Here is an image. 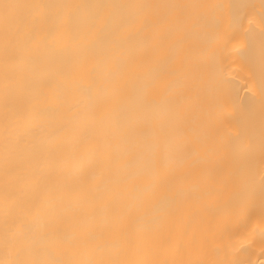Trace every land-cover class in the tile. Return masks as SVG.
Returning <instances> with one entry per match:
<instances>
[{
  "label": "bare ground",
  "instance_id": "bare-ground-1",
  "mask_svg": "<svg viewBox=\"0 0 264 264\" xmlns=\"http://www.w3.org/2000/svg\"><path fill=\"white\" fill-rule=\"evenodd\" d=\"M0 264H264V0H0Z\"/></svg>",
  "mask_w": 264,
  "mask_h": 264
}]
</instances>
